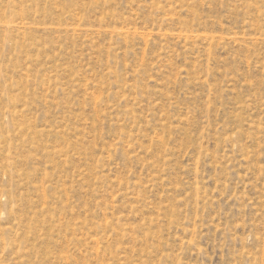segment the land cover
<instances>
[{
    "label": "rangeland",
    "instance_id": "374dc122",
    "mask_svg": "<svg viewBox=\"0 0 264 264\" xmlns=\"http://www.w3.org/2000/svg\"><path fill=\"white\" fill-rule=\"evenodd\" d=\"M0 264H264V0H0Z\"/></svg>",
    "mask_w": 264,
    "mask_h": 264
}]
</instances>
